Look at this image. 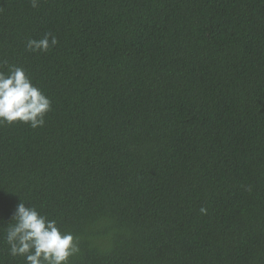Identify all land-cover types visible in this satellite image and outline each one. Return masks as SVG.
Returning a JSON list of instances; mask_svg holds the SVG:
<instances>
[{
    "label": "trees",
    "instance_id": "trees-1",
    "mask_svg": "<svg viewBox=\"0 0 264 264\" xmlns=\"http://www.w3.org/2000/svg\"><path fill=\"white\" fill-rule=\"evenodd\" d=\"M10 65L51 110L0 125V264L20 199L69 264H264V0H0Z\"/></svg>",
    "mask_w": 264,
    "mask_h": 264
},
{
    "label": "clouds",
    "instance_id": "clouds-1",
    "mask_svg": "<svg viewBox=\"0 0 264 264\" xmlns=\"http://www.w3.org/2000/svg\"><path fill=\"white\" fill-rule=\"evenodd\" d=\"M37 8L39 0H30ZM58 40L51 33L40 39L26 41L31 52H47ZM51 110V101L36 87L23 68L10 65L0 71V125L16 122L32 129L44 125V117ZM20 199L4 227V242L12 257H21L24 264H69L80 252L79 239L71 232L61 231L55 220L42 215L35 207L26 206ZM202 213L206 209L201 208Z\"/></svg>",
    "mask_w": 264,
    "mask_h": 264
}]
</instances>
